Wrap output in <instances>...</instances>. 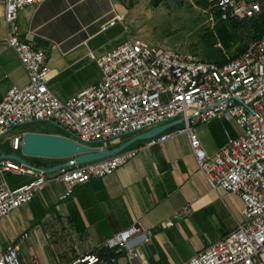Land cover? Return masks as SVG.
Listing matches in <instances>:
<instances>
[{"label": "built area", "instance_id": "1", "mask_svg": "<svg viewBox=\"0 0 264 264\" xmlns=\"http://www.w3.org/2000/svg\"><path fill=\"white\" fill-rule=\"evenodd\" d=\"M210 27L217 23L250 20L261 13L259 0H201ZM9 27L17 11L36 0H0ZM122 20L120 14L101 25L104 30ZM27 74L23 87L11 86L0 101V136L28 122H47L61 136L94 147L104 142L146 131L176 119L179 124L131 144L108 157L78 164L75 156L63 159L71 164L45 173L14 160H0L4 172L32 176L23 186L9 188L0 181V219L28 203L50 182H62L57 197H70L76 185L111 174L147 146L185 134L197 171L210 190L221 189L239 198L241 219L234 228L181 264H264V33L249 40L242 50L223 60H205L128 36L124 41L95 56L100 71L95 82L73 96L60 100L47 86V55L23 41L8 28L5 36ZM213 119L232 122L235 136L208 156L193 127ZM21 135L10 139L11 149L20 150ZM141 141V140H140ZM58 161L57 163L63 162ZM56 163V164H57ZM55 165V164H54ZM184 205L173 217L186 215ZM171 221H165L170 226ZM27 233H22L23 239ZM146 241L143 228L134 223L115 233L96 251L75 258L70 264H105L113 252L125 251L131 263L136 254L128 248ZM0 264H23L17 243L0 251Z\"/></svg>", "mask_w": 264, "mask_h": 264}, {"label": "crops", "instance_id": "2", "mask_svg": "<svg viewBox=\"0 0 264 264\" xmlns=\"http://www.w3.org/2000/svg\"><path fill=\"white\" fill-rule=\"evenodd\" d=\"M152 2L147 0L148 16L158 7ZM114 14H120L122 20L102 30L101 25ZM142 16V0H36L21 7L8 27L0 2V101L9 87L27 83L16 53L5 42L8 28L46 52L47 86L64 100L99 79L100 71L89 53L100 56L128 36L143 39ZM222 122L228 121L213 119L193 127L208 156L226 142L227 135L237 134L224 130L222 135ZM25 132L55 134L21 125L2 135L0 153L20 154L11 149L10 139ZM128 137L103 146L114 147ZM27 160L44 167L58 162ZM1 180L9 188H17L28 184L32 176L4 172ZM63 191L62 182H50L28 203L0 219V251L14 242L23 264H70L137 223L146 241L128 248V253L136 254V261L131 263L125 251H115L105 264H181L232 230L239 220L233 206H238L240 215L242 208L237 196L208 188L196 169L185 134L141 148L111 174L76 185L70 197L59 201ZM184 205L190 212L173 217ZM165 221L172 224L165 226ZM22 233L27 236L19 239Z\"/></svg>", "mask_w": 264, "mask_h": 264}, {"label": "rangeland", "instance_id": "3", "mask_svg": "<svg viewBox=\"0 0 264 264\" xmlns=\"http://www.w3.org/2000/svg\"><path fill=\"white\" fill-rule=\"evenodd\" d=\"M260 2L261 13L253 19L217 23L212 28L209 26L207 15L203 12L204 3L201 0H153L151 4L156 3L158 7L151 16L145 14L150 8L147 0H142L143 16L140 25L145 32L143 39L183 55L220 61L235 55L249 40L263 33L264 0ZM28 126L60 134L57 127L47 122L24 125V127ZM219 128L222 135L224 130L231 135L238 133L236 126L229 122H222ZM3 136L0 140L4 138ZM113 140L115 139L104 143ZM233 213L235 217L241 219L238 206H233Z\"/></svg>", "mask_w": 264, "mask_h": 264}, {"label": "water", "instance_id": "4", "mask_svg": "<svg viewBox=\"0 0 264 264\" xmlns=\"http://www.w3.org/2000/svg\"><path fill=\"white\" fill-rule=\"evenodd\" d=\"M181 119H176L164 124L157 125L146 131L130 135L127 139L120 141L114 147H94L80 144L73 139L65 136L51 133L25 132L21 135L20 154L0 153V160H14L25 166L33 167L27 158H45V159H65L71 156L78 164L99 160L115 153L123 148L133 144L136 141L149 139L161 131L179 124ZM28 124V122L21 125ZM71 164L70 160L57 163L55 165L40 167L45 173L54 172Z\"/></svg>", "mask_w": 264, "mask_h": 264}, {"label": "trees", "instance_id": "5", "mask_svg": "<svg viewBox=\"0 0 264 264\" xmlns=\"http://www.w3.org/2000/svg\"><path fill=\"white\" fill-rule=\"evenodd\" d=\"M262 27H263V33H264V23H263ZM221 36H222V35H221ZM35 166H37V165H35ZM38 166H39V165H38Z\"/></svg>", "mask_w": 264, "mask_h": 264}, {"label": "flooded vegetation", "instance_id": "6", "mask_svg": "<svg viewBox=\"0 0 264 264\" xmlns=\"http://www.w3.org/2000/svg\"><path fill=\"white\" fill-rule=\"evenodd\" d=\"M29 162V161H28ZM31 164V162H29Z\"/></svg>", "mask_w": 264, "mask_h": 264}]
</instances>
